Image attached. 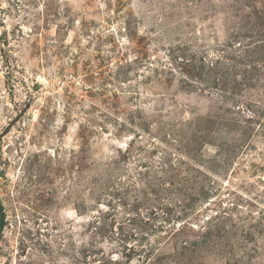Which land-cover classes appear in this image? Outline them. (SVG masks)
Listing matches in <instances>:
<instances>
[{"label":"rangeland","instance_id":"1","mask_svg":"<svg viewBox=\"0 0 264 264\" xmlns=\"http://www.w3.org/2000/svg\"><path fill=\"white\" fill-rule=\"evenodd\" d=\"M0 264H264V0H0Z\"/></svg>","mask_w":264,"mask_h":264},{"label":"water","instance_id":"2","mask_svg":"<svg viewBox=\"0 0 264 264\" xmlns=\"http://www.w3.org/2000/svg\"><path fill=\"white\" fill-rule=\"evenodd\" d=\"M1 218L3 219V216H1Z\"/></svg>","mask_w":264,"mask_h":264}]
</instances>
